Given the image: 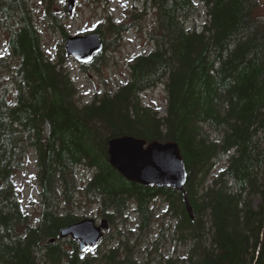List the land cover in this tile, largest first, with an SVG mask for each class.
Wrapping results in <instances>:
<instances>
[{"label":"trees","instance_id":"1","mask_svg":"<svg viewBox=\"0 0 264 264\" xmlns=\"http://www.w3.org/2000/svg\"><path fill=\"white\" fill-rule=\"evenodd\" d=\"M201 1L207 18L197 29L188 25L195 0H145L155 12L153 50L129 62L130 80L115 92L80 104L63 58L53 62L42 47L29 1L0 0L7 31L0 55V264H264V21L255 14L257 0ZM94 32L103 48L82 68L103 57V31ZM159 84L163 112L141 100ZM121 135L177 143L188 174L184 194L129 181L113 168L107 141ZM29 152L40 187L35 222L14 182ZM81 166L90 175L79 184ZM78 195L95 197L110 223L133 207L140 237L164 203L159 232L184 253L154 247L140 263L123 235L108 249L80 251L76 241L58 238L61 227L81 218Z\"/></svg>","mask_w":264,"mask_h":264},{"label":"rangeland","instance_id":"2","mask_svg":"<svg viewBox=\"0 0 264 264\" xmlns=\"http://www.w3.org/2000/svg\"><path fill=\"white\" fill-rule=\"evenodd\" d=\"M28 1L46 55L53 62H57L60 57L63 58V65L75 79L80 104L92 102L95 95L108 91L115 92L120 85L127 83L130 80L129 62L136 55L148 54L154 48L149 34L156 28L155 12L145 0H75L71 11H68V0ZM195 2L198 5L197 12L190 17L188 25L198 29L206 21L207 16L203 2L201 0ZM257 2L255 14L264 21V0ZM47 6L51 11L49 16L45 15ZM110 23L122 24L124 30L112 34L106 31ZM94 29H100L104 34L106 47L103 50V57L101 61L96 62L95 67L88 65L82 68L80 63L65 54L64 45L69 36L88 35L95 33ZM6 50L7 31L0 25V55L5 54ZM141 100L143 104L157 107L163 112L165 105L163 86L159 84L145 90L141 93ZM222 166L223 161L218 164L215 172ZM37 172L34 155L29 152L22 168L14 175L20 204L24 211L30 214L32 222L37 220L41 210ZM77 173L79 184L90 175L89 170L82 166L78 168ZM76 199L74 209L80 219L90 217L98 223L105 218L99 211V203L95 197L78 195ZM153 206L155 207V203ZM165 207L164 203L157 206L155 220L150 226L151 231L142 237L138 230L136 212L130 207L123 217H116L114 222L109 223V228L105 230L103 238L98 243V249L105 250L112 247L118 242V237L123 235L132 238L135 243L133 252L140 263L147 262L148 255L154 247V251L160 250L163 255L183 254L185 247L170 241L169 238L167 240V237L161 236L159 232L160 224L165 221L162 218ZM156 238L160 240L156 246H153Z\"/></svg>","mask_w":264,"mask_h":264},{"label":"water","instance_id":"3","mask_svg":"<svg viewBox=\"0 0 264 264\" xmlns=\"http://www.w3.org/2000/svg\"><path fill=\"white\" fill-rule=\"evenodd\" d=\"M74 4L75 0H68V11ZM102 48L103 42L96 33L69 36L64 45L65 54L83 64L90 62ZM107 154L110 165L125 179L148 187L171 188L184 194L188 174L177 143L147 142L131 135H121L108 139ZM183 201L187 214L193 218L185 195ZM108 228L106 218L97 223L94 218L86 217L61 227L58 238H70L78 243L80 251H85L98 244Z\"/></svg>","mask_w":264,"mask_h":264},{"label":"bare ground","instance_id":"4","mask_svg":"<svg viewBox=\"0 0 264 264\" xmlns=\"http://www.w3.org/2000/svg\"><path fill=\"white\" fill-rule=\"evenodd\" d=\"M101 51H102V50H101ZM101 51H100V52H101Z\"/></svg>","mask_w":264,"mask_h":264}]
</instances>
